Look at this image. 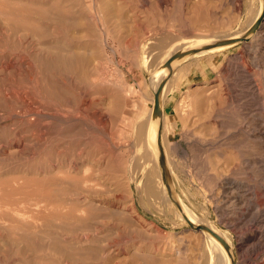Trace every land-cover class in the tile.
<instances>
[{"label":"rangeland","instance_id":"rangeland-1","mask_svg":"<svg viewBox=\"0 0 264 264\" xmlns=\"http://www.w3.org/2000/svg\"><path fill=\"white\" fill-rule=\"evenodd\" d=\"M88 3L0 0V264H60L58 252L79 243L99 257L107 247L113 264H210L208 238L183 220L169 192L166 199L147 153L141 126L149 127L155 99L147 78L173 38L219 31L231 39L261 2L126 0L117 4L123 19L105 25ZM62 5L76 7L65 20ZM263 29L251 42L181 63L163 102L173 196L228 236L233 264H264L261 230L231 185L249 184L254 212L264 207ZM69 49L99 64L93 86L58 61ZM252 79L263 98L246 92Z\"/></svg>","mask_w":264,"mask_h":264},{"label":"bare ground","instance_id":"bare-ground-1","mask_svg":"<svg viewBox=\"0 0 264 264\" xmlns=\"http://www.w3.org/2000/svg\"><path fill=\"white\" fill-rule=\"evenodd\" d=\"M96 0L95 6H92V0H89V3L85 6L88 10H93L96 12L95 19L97 21H100L101 23L108 24L109 20L116 19V21H120L124 17V11H122V8L118 6L120 1L126 2V0H113L112 3H105L100 0ZM145 1V0H144ZM91 2V3H90ZM261 6L255 15V17L250 21V23L240 31H238L236 34H234L232 38H238L243 35H247L248 40L246 41L251 42L253 39H258V34L262 31L264 27V0H260ZM72 6L70 8H67L65 5L61 6V19L65 20L66 17L64 15L65 12L72 13L73 9L76 10V7ZM72 9V10H71ZM42 15L45 14V12H40ZM74 14V13H73ZM260 20L259 25L257 26L256 30L251 33V28L255 25L256 21ZM112 22V21H111ZM221 27V26H220ZM111 28V27H109ZM222 28V27H221ZM214 29V28H213ZM212 29V30H213ZM264 30V29H263ZM203 31V30H202ZM167 32V31H166ZM166 32H164L166 34ZM219 31L213 32H207V33H198L197 35L192 36H180L175 37L170 41L168 44L165 45V50L163 49L161 57L159 59L160 62H158V66L156 69L151 71L150 76L147 78L149 83L153 85V91L155 94L154 99V108L151 111V115H149L148 121H149V127L146 124L144 126H141V133L143 130H145V134L147 137V153L152 157V161L154 162V166L158 168V166H161V160H160V148H162L161 152L164 155V166L167 168V172L171 170V166L174 164V160L172 159V146L170 144V141L168 139L169 130H171V123H169V120L166 116V113H164V107L163 102L166 96L173 91V86L171 84L172 76L170 75L173 72H176L177 68L181 63L184 61H189L191 59H198L199 57L206 55V54H214L216 52H221L224 50L229 49L230 47L234 46L235 44H226V45H220V46H213L209 48H204L207 45H210L212 43H216L219 41H224L226 39H229L230 33L227 34L226 32L218 33ZM168 33V32H167ZM227 34V35H226ZM162 35V33H161ZM172 35V34H171ZM261 35V34H260ZM160 36V35H159ZM167 37V36H165ZM155 38V37H154ZM158 38V37H157ZM161 38V37H160ZM158 38V39H160ZM149 39V38H148ZM256 39V40H257ZM150 40V39H149ZM167 41L166 39H164ZM164 40L161 39L163 42ZM164 41V42H165ZM163 42V44H164ZM152 43V42H150ZM148 44V43H147ZM163 44L161 47H163ZM253 46V45H252ZM252 50V49H251ZM258 50V49H257ZM67 51V49H66ZM74 51V50H72ZM154 51V50H153ZM188 51H192L191 53H188ZM152 52V51H151ZM184 53L181 57L173 59L174 55ZM147 54V53H144ZM152 54H155L152 52ZM152 54L150 55L151 57ZM66 57L59 56L58 61L60 64L64 65L66 69L69 70V72H78V77L81 81H86L91 86L94 84V72L95 69L99 65L97 62L95 63L94 59L91 56H87L85 54L77 53V52H71V49L67 52ZM149 56V57H150ZM149 57L145 56V64H149ZM239 59V58H238ZM237 60V59H236ZM235 60V61H236ZM57 61V62H58ZM238 61V60H237ZM56 62V61H55ZM56 64L58 65L59 63ZM239 65V64H238ZM150 66V65H149ZM62 67V66H61ZM147 67V66H146ZM240 67V66H239ZM64 68L63 71L65 70ZM241 68V67H240ZM146 69V68H145ZM148 69V67H147ZM66 71V70H65ZM150 71V70H149ZM68 72V71H67ZM244 72V71H243ZM246 72V71H245ZM250 74V73H248ZM77 75V74H76ZM174 75V74H173ZM95 80H97L95 78ZM99 80V79H98ZM250 88L249 90H246L248 94L253 95L252 98H263L262 97V87L260 84L257 83L255 79H252L250 82ZM159 93V110L158 112L155 109V101H156V94ZM187 95V94H186ZM264 103V102H263ZM190 108H193L195 105L203 104L202 101H192L189 102ZM253 105V104H252ZM255 105V104H254ZM262 105V104H261ZM264 106V105H262ZM259 113L260 110L264 109L263 107H257ZM156 119H155V117ZM257 115H261V117L264 118V112H261L260 114L257 113ZM52 117V116H49ZM173 128V127H172ZM192 132L191 129H188L187 131ZM195 134V133H194ZM150 160V159H149ZM147 160L150 164L151 161ZM142 161V160H141ZM144 161V160H143ZM145 164V161L144 163ZM148 166V165H146ZM161 168V167H160ZM172 173V170H171ZM170 175V173L168 172ZM157 182L162 186V191L164 193V196L166 199H170V196L168 195L169 190L165 187L164 177L162 174V171L158 172ZM233 188L237 189L238 192L243 191L242 196H239L238 200L239 202H243L244 205L248 204V211L244 212V216L248 221H252L258 225V227L261 230V234L258 235V244L260 242V246L264 248V207H261L257 211L254 212V209L256 208V202L254 197L252 196L251 192V186L244 182H232ZM167 186V185H166ZM237 192V193H238ZM232 194L235 193V190L231 191ZM241 193L239 195H241ZM170 194V192H169ZM241 197V200H240ZM179 200V204L181 206V214L183 215V220L188 223V220L194 225H205L209 227L213 232H209L207 230H203L205 233V236L208 238V245L210 248V264H233L234 263V255L232 252V247L230 245V241L228 240V236H226L224 233L220 232L214 225L208 224L203 221L202 217L198 216L194 211H192L184 202L183 200ZM174 202V201H173ZM237 203V202H236ZM234 202V205H236ZM233 206V205H232ZM180 210V209H179ZM233 209L230 210V219H233L232 213ZM239 215H236L235 221H231V224L234 226H237L239 224ZM240 220V219H239ZM189 224V223H188ZM190 225V224H189ZM90 231V230H89ZM87 238V237H86ZM91 238L97 241H100L95 236H90L87 238V240ZM81 242V240L79 241ZM93 240H90V243L92 244ZM109 249L107 247L100 248V257H99V249L92 245H86L83 243H79L78 247L71 248L68 246L63 247L57 254L56 262L58 261L60 264H90V260H97L98 258H103L105 264H113L117 263V261H114L115 259L112 258L111 255H109L110 251L108 252V255L105 256V252L107 253ZM253 250V249H252ZM251 251V250H250ZM249 252V251H248ZM96 264V263H95Z\"/></svg>","mask_w":264,"mask_h":264},{"label":"water","instance_id":"water-1","mask_svg":"<svg viewBox=\"0 0 264 264\" xmlns=\"http://www.w3.org/2000/svg\"><path fill=\"white\" fill-rule=\"evenodd\" d=\"M259 22H260V20L256 21L255 25L250 30L251 33H253L256 30L257 26L259 25ZM246 40H248L247 35H243V36L238 37V38H231V39H226L224 41H219V42H216V43H212L210 45L205 46L204 48H209V47H213V46H220V45H226V44H237L239 42H243V41H246ZM191 52L192 51H188V53H191ZM182 55H184V53H180V54L174 55L173 59L181 57ZM159 106H160L159 93H157L156 94V101H155V109H156L157 112L159 110ZM159 148H160V160L162 161L160 167H161V171H162V174H163V177H164V182H165V184L168 187V190L170 192L171 198L174 200V202L176 203V205L178 206L180 211H182L178 200H176L174 198V196H173L172 187H171V184H170V181H169V174H168L167 168L164 166V162H163L164 161V155L161 152L162 148L161 147H159ZM188 223L190 224L191 227H193L196 230H201V231L207 230V231H209V232L214 234V232L209 227H207L205 225L194 226L189 220H188Z\"/></svg>","mask_w":264,"mask_h":264}]
</instances>
